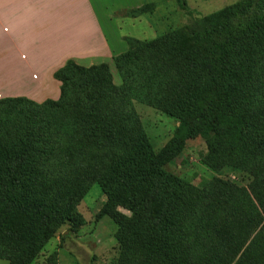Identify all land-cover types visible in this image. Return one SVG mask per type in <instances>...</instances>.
Returning <instances> with one entry per match:
<instances>
[{"label": "trees", "instance_id": "trees-1", "mask_svg": "<svg viewBox=\"0 0 264 264\" xmlns=\"http://www.w3.org/2000/svg\"><path fill=\"white\" fill-rule=\"evenodd\" d=\"M125 42L120 85L107 64L69 61L54 75L57 101L0 100V261L33 264L62 228L72 235L97 185L131 213L97 217L119 228L116 264H264V0ZM139 107L181 125L153 160ZM197 138L225 176L203 189L159 170Z\"/></svg>", "mask_w": 264, "mask_h": 264}, {"label": "rangeland", "instance_id": "rangeland-1", "mask_svg": "<svg viewBox=\"0 0 264 264\" xmlns=\"http://www.w3.org/2000/svg\"><path fill=\"white\" fill-rule=\"evenodd\" d=\"M92 1L98 9L111 46L118 48V42L113 41V37L118 36L119 42H124L119 46L127 50L125 38L149 42L158 36L186 27L198 18L232 6L239 0H185L187 4L185 9L180 7L177 0ZM145 4H154L155 7L151 14L138 19L126 16L128 10L139 9ZM109 18L113 21L112 24L108 21ZM119 54L116 52L113 57ZM109 68L114 76L115 84L120 85L121 80L114 60ZM138 113L146 130L149 144V147L147 144L144 146L145 155L153 160V156L157 155L171 140L181 136L179 130L181 125L173 118L146 108L139 107ZM159 170L164 176H174L199 189L206 187L215 178H225L224 173L221 174L220 169L212 163L208 144L201 138L189 141L183 152L173 161L160 163ZM228 177L238 182V176L228 174ZM107 206L125 216H131L129 211L114 204L99 186L94 185L70 216L75 232L69 235L67 228H62L47 243L33 264H116L118 259L116 235L119 228L109 217L97 221V217ZM63 236L71 237L63 241ZM0 264L9 263L0 261Z\"/></svg>", "mask_w": 264, "mask_h": 264}, {"label": "crops", "instance_id": "crops-1", "mask_svg": "<svg viewBox=\"0 0 264 264\" xmlns=\"http://www.w3.org/2000/svg\"><path fill=\"white\" fill-rule=\"evenodd\" d=\"M113 38L118 48L92 0H0V99L57 101L55 73L69 61L111 66L116 52L127 51Z\"/></svg>", "mask_w": 264, "mask_h": 264}]
</instances>
